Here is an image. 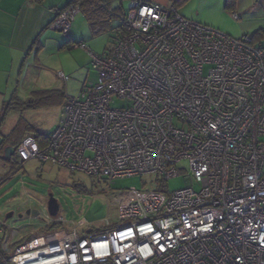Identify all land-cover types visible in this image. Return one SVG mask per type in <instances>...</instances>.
I'll return each mask as SVG.
<instances>
[{
	"label": "built area",
	"instance_id": "built-area-1",
	"mask_svg": "<svg viewBox=\"0 0 264 264\" xmlns=\"http://www.w3.org/2000/svg\"><path fill=\"white\" fill-rule=\"evenodd\" d=\"M79 12L70 4L52 26L68 33ZM113 35L91 52L97 82L67 98L47 144L23 137L19 169L35 159L165 182L187 159V185L112 192L118 223L96 231L80 218L14 252L20 231L0 222V264H264V47L153 0H131Z\"/></svg>",
	"mask_w": 264,
	"mask_h": 264
},
{
	"label": "rangeland",
	"instance_id": "rangeland-1",
	"mask_svg": "<svg viewBox=\"0 0 264 264\" xmlns=\"http://www.w3.org/2000/svg\"><path fill=\"white\" fill-rule=\"evenodd\" d=\"M116 2L118 4L120 0ZM122 2L124 10L128 11L131 0H122ZM76 18L77 22L74 20L68 37L65 32L55 31L58 32L56 35L64 36L65 41L60 44L50 42L40 53L38 68L34 70L37 75L31 82L32 87L61 88L67 95L77 97L84 85L97 82L98 74L94 69L91 52L103 54L111 47L114 35L102 33L95 36L91 33L87 20L81 12ZM68 40L71 42L66 46L65 42ZM81 44L86 48L78 46ZM61 71L68 77L66 81L58 76ZM22 88L21 96L27 99L30 87L23 85ZM66 103L67 96L61 105L44 106L27 112L14 108L4 111L0 114V134L4 137L10 135L22 121L25 123L24 129H32V131L27 130L29 134L52 132L62 116V109ZM21 133H23L22 127L16 129L18 137H21ZM17 159V155H14L12 160L0 156V178L3 180L0 183V219H8L11 222L8 224L21 230L19 235L24 239L27 236L53 238L60 232L71 230L70 222L80 218H86L91 222V227L96 231L105 228L106 219L118 223L120 213L113 205L111 193L147 189L151 186V180L156 177L135 175L117 178L110 182L104 177L71 171L56 164L42 165L38 160H30L24 168L19 169ZM179 168L180 175L166 180L164 191L172 192L187 185L185 177L190 174L188 160H182ZM193 186L195 189H200L201 184L194 181ZM51 195L59 203L58 216L64 218L66 222L51 221L52 217L48 212ZM28 209L37 210L39 214L28 216L26 215ZM10 212H14L13 216L6 218ZM20 214H23V217H20Z\"/></svg>",
	"mask_w": 264,
	"mask_h": 264
},
{
	"label": "crops",
	"instance_id": "crops-1",
	"mask_svg": "<svg viewBox=\"0 0 264 264\" xmlns=\"http://www.w3.org/2000/svg\"><path fill=\"white\" fill-rule=\"evenodd\" d=\"M153 1L162 4L174 2L185 17L219 28L232 36L254 34L264 29V0H233L231 7L228 6V0ZM70 2L71 0H0V114L4 112L5 104L10 99L17 96L19 100L27 101L31 94L39 89L32 87L31 83L37 75L34 70L38 68L39 55L50 42L57 44L63 42L64 36H58L56 35L58 32H55L63 31L55 29L52 23L58 13L67 8ZM235 12L238 18L234 17ZM75 20L77 22V18ZM72 26L66 33L67 37ZM256 41L264 47V37ZM70 42L71 40L66 41V46ZM23 85L30 87L27 99L21 96ZM34 109L36 108H29L25 111ZM63 112L64 109H62V116ZM3 137L0 134V140ZM2 151L0 149V156L4 158L5 150L3 154ZM0 222H5L12 227L8 219H0ZM19 231L21 233V230ZM23 239L24 237L19 235L16 242H11V252H14L19 243L26 240Z\"/></svg>",
	"mask_w": 264,
	"mask_h": 264
},
{
	"label": "trees",
	"instance_id": "trees-1",
	"mask_svg": "<svg viewBox=\"0 0 264 264\" xmlns=\"http://www.w3.org/2000/svg\"><path fill=\"white\" fill-rule=\"evenodd\" d=\"M231 2H233V0H228V6L230 7L232 6ZM73 3L80 6L81 13L86 18L89 27L95 36L102 33H110L113 35V32L121 27L125 22V15L127 11L124 10L123 2L121 0L118 4H116V0H71L70 4ZM250 35L252 36L253 41L257 43V39L264 37V29H260L254 34ZM66 96L67 98L69 97V95L65 93V90L61 88L37 89L31 94V97L28 101L19 100L17 96H15L13 99H10L8 102H6L4 111L7 112L11 108L24 111L29 108H40L59 104L61 105L63 104L64 98H66ZM5 115L6 114L3 116L5 117ZM21 127L23 128V133H21V137H18V134H16V129L19 130ZM24 128L25 123L22 121L18 123L16 129H14L10 135L3 137V139L0 140V149L3 150L2 154L4 153L7 145H12L17 148L23 137L29 134L28 131H32L31 128L29 130ZM34 136L37 138L40 145L44 146L49 140L50 133H34ZM14 155H17L16 151ZM14 155L8 160H12ZM164 183L165 182L158 177H155L151 180V186L158 190H164ZM54 223L52 225H54Z\"/></svg>",
	"mask_w": 264,
	"mask_h": 264
},
{
	"label": "water",
	"instance_id": "water-1",
	"mask_svg": "<svg viewBox=\"0 0 264 264\" xmlns=\"http://www.w3.org/2000/svg\"><path fill=\"white\" fill-rule=\"evenodd\" d=\"M16 151V148L12 145H8L5 148V159H11L12 156L14 155ZM48 212L50 214L51 217L56 218L58 216L59 213V203L58 201L51 195L49 202H48ZM14 214V212H10L7 215V218L12 217ZM38 211L37 210H32V209H28L26 212V215L30 216V215H38ZM20 217H23V214L19 215Z\"/></svg>",
	"mask_w": 264,
	"mask_h": 264
},
{
	"label": "clouds",
	"instance_id": "clouds-1",
	"mask_svg": "<svg viewBox=\"0 0 264 264\" xmlns=\"http://www.w3.org/2000/svg\"><path fill=\"white\" fill-rule=\"evenodd\" d=\"M56 127H57V126H56ZM16 150H17V148H16ZM57 217H59V216H57ZM57 217H56V218H57ZM52 218H53V217H52Z\"/></svg>",
	"mask_w": 264,
	"mask_h": 264
}]
</instances>
